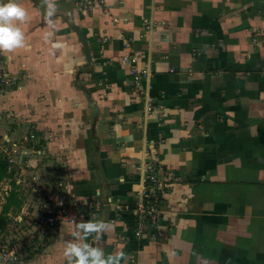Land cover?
Masks as SVG:
<instances>
[{"label": "crops", "instance_id": "1", "mask_svg": "<svg viewBox=\"0 0 264 264\" xmlns=\"http://www.w3.org/2000/svg\"><path fill=\"white\" fill-rule=\"evenodd\" d=\"M15 2L27 47L0 54L26 73L17 111L34 110V153L52 154L70 196L97 204L82 221L111 225L94 246L127 264H264V0H103L89 14L52 0V16ZM131 65L149 80L134 87ZM145 165L163 185L154 224L136 209ZM74 230L50 228L18 264H67Z\"/></svg>", "mask_w": 264, "mask_h": 264}, {"label": "built area", "instance_id": "2", "mask_svg": "<svg viewBox=\"0 0 264 264\" xmlns=\"http://www.w3.org/2000/svg\"><path fill=\"white\" fill-rule=\"evenodd\" d=\"M72 1L78 11L86 14L91 13L96 7L103 8V11L105 9L103 0ZM136 57L137 53H133L132 57L124 56L123 60L126 62H135ZM133 65H131L130 73L134 79L133 86L138 87L141 80H149L150 72L145 69H137ZM4 74L7 75L4 72H0L1 79ZM6 82L8 84V79ZM147 88H149V84H147ZM146 100L150 101V98L147 96ZM29 139L33 142L35 136L30 134ZM6 160L9 164L13 162L10 158ZM144 172V185L143 189L140 190L138 194L136 209L140 223L143 224L148 221L154 224L159 213L163 185L162 182L151 173L148 165H145ZM19 180H21V178L14 176L11 181L18 184ZM36 188L42 193L39 200V213L31 216L27 211L25 214L20 211V214L15 215L16 217H11V222L13 218V225L11 227L14 231L8 230L11 222L6 231L8 230L7 235L9 234V237L10 233L14 232V234L9 238L10 241H8L7 244H3L0 247V257L6 260L3 264H9V261L11 262L18 259V255L37 242L42 234L61 222L73 223V220L82 221L86 217L95 218V214L92 213L91 210L97 207V204L89 202L81 204L75 201L61 182L51 186L50 189L48 186L43 187L39 184H35L34 187L31 186L27 188V190Z\"/></svg>", "mask_w": 264, "mask_h": 264}, {"label": "rangeland", "instance_id": "3", "mask_svg": "<svg viewBox=\"0 0 264 264\" xmlns=\"http://www.w3.org/2000/svg\"><path fill=\"white\" fill-rule=\"evenodd\" d=\"M6 62L7 61L0 54V72H4L8 75L4 74L3 78H0V157L4 159L10 158L13 162L9 165V175L11 174L12 177L8 178L7 176L0 182V205L4 203L5 197L8 195L9 191L14 190L22 197V204L17 214H20V211L25 214L27 211L29 215L32 216L34 215L32 209L39 203L42 193L37 190V188L32 190L28 189V191L27 188L39 184L43 187L48 186L50 189L51 186L62 182L63 178H60V176L55 177L52 174L56 166L52 164V169L51 163L47 162V160H50V155H52L48 153L47 149L46 153H34L37 149H41L37 147L38 138L36 132L31 128L25 129L32 123L34 110H27L26 116L23 118L21 114H18L16 107L17 95L15 92L23 85V83H19V81L23 80V77H26V73L12 72ZM7 79L8 84L6 82ZM6 97L8 98L6 99ZM30 134L35 136L33 142L29 139ZM56 175L61 174L56 173ZM14 176L21 178L18 184L11 181ZM10 215L13 217V214L10 213ZM12 225L13 218L8 230L14 231L11 227ZM6 229L4 232L0 231V247L3 244H7V242L10 241L9 238L14 234V232L10 233L9 237V234L7 235L8 230L6 231ZM36 245L37 242L31 247L35 248ZM31 247L29 251L32 249ZM24 252L25 251L19 254L18 258L23 256ZM5 261L4 258L0 257V264L5 263ZM9 264H18L17 259L11 262L9 261Z\"/></svg>", "mask_w": 264, "mask_h": 264}, {"label": "clouds", "instance_id": "4", "mask_svg": "<svg viewBox=\"0 0 264 264\" xmlns=\"http://www.w3.org/2000/svg\"><path fill=\"white\" fill-rule=\"evenodd\" d=\"M47 7V14L52 16L56 5L52 0H42ZM28 20L27 11L15 0L0 2V53H13L27 47L25 34L20 25ZM75 224L73 240L65 242L64 256L67 264H127V255L122 250L106 254L101 246H94L95 241L111 227L104 221H72ZM93 238L94 243L87 240Z\"/></svg>", "mask_w": 264, "mask_h": 264}, {"label": "trees", "instance_id": "5", "mask_svg": "<svg viewBox=\"0 0 264 264\" xmlns=\"http://www.w3.org/2000/svg\"><path fill=\"white\" fill-rule=\"evenodd\" d=\"M9 165L6 159L0 157V182L7 176L8 178L12 177L11 174L9 175ZM21 204L22 197L19 196L18 192L10 190L4 203L0 205V231L4 232L8 223L11 222L10 213L15 216L19 212Z\"/></svg>", "mask_w": 264, "mask_h": 264}]
</instances>
